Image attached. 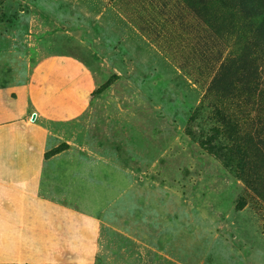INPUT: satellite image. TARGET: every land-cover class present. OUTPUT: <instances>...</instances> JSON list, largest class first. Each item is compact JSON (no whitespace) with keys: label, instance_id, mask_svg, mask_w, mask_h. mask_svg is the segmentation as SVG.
Listing matches in <instances>:
<instances>
[{"label":"rangeland","instance_id":"rangeland-1","mask_svg":"<svg viewBox=\"0 0 264 264\" xmlns=\"http://www.w3.org/2000/svg\"><path fill=\"white\" fill-rule=\"evenodd\" d=\"M263 18L0 0V167L41 169L58 222L26 264H264Z\"/></svg>","mask_w":264,"mask_h":264},{"label":"crops","instance_id":"crops-1","mask_svg":"<svg viewBox=\"0 0 264 264\" xmlns=\"http://www.w3.org/2000/svg\"><path fill=\"white\" fill-rule=\"evenodd\" d=\"M15 159L12 168L0 167V264H26V256L35 261L58 252V222L50 199L41 198V169L19 166Z\"/></svg>","mask_w":264,"mask_h":264},{"label":"trees","instance_id":"trees-1","mask_svg":"<svg viewBox=\"0 0 264 264\" xmlns=\"http://www.w3.org/2000/svg\"><path fill=\"white\" fill-rule=\"evenodd\" d=\"M238 1H239L241 8L246 9L248 12H250L252 14H255V13L258 14L259 9H261L262 12L264 13V2H261L259 5H256V2H254V0L253 1L252 0H238ZM263 20H264V18H263ZM263 31H264V29H263ZM226 124L228 126H232V125L235 126L234 122L231 119L227 120ZM236 137H238V136H236ZM226 150H229V151L226 152L225 157H231V155H232L231 151L233 150V147L231 148V146H229L228 148H226ZM215 151L216 150H214V153H216ZM223 153L224 152L221 151V152H218L216 154L218 156H221Z\"/></svg>","mask_w":264,"mask_h":264},{"label":"water","instance_id":"water-1","mask_svg":"<svg viewBox=\"0 0 264 264\" xmlns=\"http://www.w3.org/2000/svg\"><path fill=\"white\" fill-rule=\"evenodd\" d=\"M32 119L34 118V114H32V117H31Z\"/></svg>","mask_w":264,"mask_h":264}]
</instances>
